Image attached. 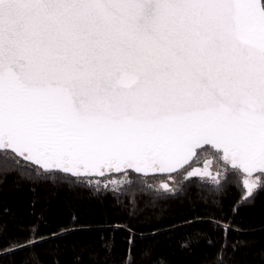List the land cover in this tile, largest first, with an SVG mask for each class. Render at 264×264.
Returning <instances> with one entry per match:
<instances>
[{
	"label": "snow or ice",
	"instance_id": "6c2138e0",
	"mask_svg": "<svg viewBox=\"0 0 264 264\" xmlns=\"http://www.w3.org/2000/svg\"><path fill=\"white\" fill-rule=\"evenodd\" d=\"M200 153L264 191V0H0V172L78 189Z\"/></svg>",
	"mask_w": 264,
	"mask_h": 264
},
{
	"label": "trees",
	"instance_id": "16d2710c",
	"mask_svg": "<svg viewBox=\"0 0 264 264\" xmlns=\"http://www.w3.org/2000/svg\"><path fill=\"white\" fill-rule=\"evenodd\" d=\"M214 160L219 179L185 176L173 189L156 188L158 174L70 189L0 172V264H220L222 248L223 264H264V191L238 203L245 175ZM29 238L34 247L4 251Z\"/></svg>",
	"mask_w": 264,
	"mask_h": 264
},
{
	"label": "rangeland",
	"instance_id": "374dc122",
	"mask_svg": "<svg viewBox=\"0 0 264 264\" xmlns=\"http://www.w3.org/2000/svg\"><path fill=\"white\" fill-rule=\"evenodd\" d=\"M210 156V157H209ZM205 155V157L202 160H198V158H195L193 163L190 162L189 168H185L184 171L180 173H172L171 175L169 174H158V178L154 180V185L158 189H165V185H167V189L169 188H176L179 183H181L182 179L188 176V173L191 171V169L194 166H200L201 167V172L200 174L196 175L201 180L204 181H216L221 177L222 174V166L220 164H217L214 160V156L211 155ZM186 167V166H185ZM157 175V174H156ZM107 177V176H105ZM108 181L106 182H116L120 178H124L123 176L119 175L117 176H112V177H107ZM246 177H244L245 179ZM259 178V174L257 173L256 175H253L251 179L257 180Z\"/></svg>",
	"mask_w": 264,
	"mask_h": 264
},
{
	"label": "water",
	"instance_id": "95a60500",
	"mask_svg": "<svg viewBox=\"0 0 264 264\" xmlns=\"http://www.w3.org/2000/svg\"><path fill=\"white\" fill-rule=\"evenodd\" d=\"M194 170H197L198 171V174H200V172H201V167L200 166H194L192 169H191V171L190 172H192V171H194ZM197 174V175H198ZM142 175H144V174H142ZM149 175H154V174H149ZM188 176H190V175H188ZM194 177V176H196V175H191L190 177Z\"/></svg>",
	"mask_w": 264,
	"mask_h": 264
},
{
	"label": "flooded vegetation",
	"instance_id": "af4514ba",
	"mask_svg": "<svg viewBox=\"0 0 264 264\" xmlns=\"http://www.w3.org/2000/svg\"><path fill=\"white\" fill-rule=\"evenodd\" d=\"M191 163H193V161H191ZM190 165H191V164L189 163V165H187L185 168H189Z\"/></svg>",
	"mask_w": 264,
	"mask_h": 264
}]
</instances>
